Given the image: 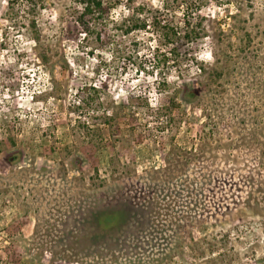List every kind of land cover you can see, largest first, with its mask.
Listing matches in <instances>:
<instances>
[{"label": "rangeland", "instance_id": "rangeland-1", "mask_svg": "<svg viewBox=\"0 0 264 264\" xmlns=\"http://www.w3.org/2000/svg\"><path fill=\"white\" fill-rule=\"evenodd\" d=\"M109 1L117 4L86 36L76 34L79 0H0V264H264V0H203L192 16L205 36L182 72L152 69L150 32L123 31L128 2L178 20L183 0ZM105 76L88 120L73 102ZM170 98L178 108L169 114ZM85 119L100 128L98 144L83 136ZM209 134L208 146L241 157L220 155L211 168L230 179L207 184L204 199L192 171L176 187L178 171L170 177L165 163L172 141L200 145ZM248 173L253 180L235 182ZM203 201L211 212L222 205L206 222L191 211ZM136 204L148 222L141 213L113 236L91 227L93 212ZM192 228L229 245L196 260L165 257ZM227 248L234 258L223 260Z\"/></svg>", "mask_w": 264, "mask_h": 264}, {"label": "trees", "instance_id": "trees-1", "mask_svg": "<svg viewBox=\"0 0 264 264\" xmlns=\"http://www.w3.org/2000/svg\"><path fill=\"white\" fill-rule=\"evenodd\" d=\"M172 1L178 2V0ZM79 3V6L82 10L79 12L77 19H75L76 34L84 33L87 36L89 32H91L93 23L99 19H106V16H108V13L111 10V6L113 8L117 4V1L112 3L109 0H79ZM180 3L177 4V6L175 5L177 9L181 7ZM182 3L184 5V9L182 10L183 17L178 20L165 17L160 9L147 10L143 6L134 7L131 2H128L127 4L128 14L126 17H124V22H128V27L124 29L123 33H128L130 30L138 29L150 32L153 40L152 43H148L149 57L145 60L149 61V65L154 70H161L163 67H166L168 68V70L182 72L183 70L181 68L183 64L187 63L188 66L191 61L195 60V57L193 55H190L193 45L199 42V40L203 39L205 35L201 23L193 19L192 14L200 10L201 6L204 4V1L183 0ZM132 62L133 64H135V69L137 71L145 70V72H147L146 69L142 67V61L137 63L134 60ZM107 87L108 78L105 76L104 79L100 81L99 87L90 85L88 87L79 89L81 90L79 92L85 93L86 95L87 90L88 94L90 95H102L106 92ZM88 94L86 95V97H84V95H78L76 101L73 102L72 108L75 112H78V110L81 111L82 109L85 110L88 114V120H90L91 116L89 115V111L98 110L99 103L95 101V98L92 95V98H90V95ZM185 94L187 97H191L195 93L193 90H189L188 92H185ZM174 102V98H170V104L167 107H164L165 109H167L169 114L172 113V109L178 108L176 105H174ZM143 106H147V103L144 104L143 102ZM165 109L164 111L156 113V117H158V115H164ZM88 120L85 119V121L82 122L79 120V128L81 129V132L83 133V136L85 138L87 137L91 140H94L95 143L98 144L99 142L97 140L100 139L102 135L101 130L96 124L89 125ZM110 126L111 125H109V129L112 133V126ZM209 137L210 139H212L213 134L207 135L205 137V140L200 145L192 143L188 147L183 148L179 147L172 141L170 148L166 153L165 163V169L168 170L170 177L172 176L171 174H175V171H178V175H175L174 177H176V182L178 179H180V183H177L176 187L181 186V182L184 184V180H182L183 174H189L188 170L192 171L191 174L195 175L190 178L189 183L193 185V188H196L197 185V187L199 188L197 189L199 197L203 196L200 198L204 199L205 187L207 186V184H210L211 182L214 183V180L225 184V182H227V180L229 181L230 179L229 177H223L222 179L220 174L215 173L214 169L211 168L213 167L216 160L220 159V155L223 156L222 161H224L225 163L238 162L240 160L239 157H241L240 155L239 157L237 155H233L232 151L228 150V148H223L221 151H215L212 148V145L208 146L207 141ZM217 140L219 144H221L220 148H222L223 143H221L220 139ZM174 150H176V153H174ZM8 160L12 162L14 161V158H12V156H9ZM257 165L258 169H260V171H258L260 173H258L259 175H257V177H259V179H262V181L264 182V148L261 151V155L258 157ZM253 176L254 175L251 173H248L245 176L239 175V177L236 176L237 179L235 182L238 184L239 178H245V181L249 182L250 179L253 180ZM140 184H142L140 188L143 189L144 187H146L145 185H143V183ZM226 190L228 189L222 190L224 196L226 194ZM234 192L230 193L232 198H241L242 193L240 188H237V190ZM247 193L251 195V191H246V194ZM220 198H223L222 200L225 199V197ZM237 205L240 204L237 203ZM135 207L136 208H132L131 210L119 209L118 207H107L103 210L93 212L92 218L89 219L91 220V227L95 228L101 235L113 236L115 232L119 230L121 231V229L128 227L129 224L137 222L141 213H143V216L146 217V221L150 220V216L148 215L150 213L144 206L142 208L138 204H136ZM206 208L207 207L206 204H204V201L200 204V206L198 205V209H196V211L195 206L191 207L192 216L197 213L200 221H210V216L206 217L205 214L213 215V213H217L219 211L218 209L222 208V205L221 207L218 205L215 208L216 211L212 212L206 210ZM199 224H202V222ZM188 232H190V235H188L187 232H184L186 233V237L184 234L183 240L179 241L178 251H175L176 253L173 255L165 254V257L178 256L182 259H185L190 254L192 258L196 260L202 256H212V254L218 248H226V246L228 247L229 245V241H227V237L225 234H221L219 237H206V235H203L202 237L197 238L192 234L193 228ZM228 250L229 248H227V253H222L224 257L223 260H227V258H234V256L231 255V253H233L232 250H229L230 253L228 252ZM224 251L226 252V250Z\"/></svg>", "mask_w": 264, "mask_h": 264}]
</instances>
